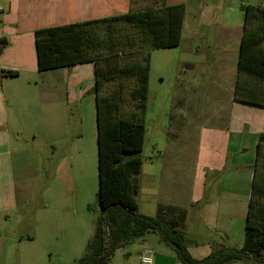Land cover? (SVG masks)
I'll return each mask as SVG.
<instances>
[{"label": "crops", "instance_id": "1", "mask_svg": "<svg viewBox=\"0 0 264 264\" xmlns=\"http://www.w3.org/2000/svg\"><path fill=\"white\" fill-rule=\"evenodd\" d=\"M147 1L154 7L184 6L180 44L188 43L191 69L205 63L203 85L218 105L197 120V114H176L189 117L186 126L175 125L174 133L187 158L168 157L167 147L161 156L143 159L136 198L147 215L168 206L175 209L171 219L181 218L180 209H186L187 220L177 227L187 234L190 255L203 259L213 244L244 245L255 174H264V155L259 157L264 91L254 86L264 81L239 72L246 10L252 27L264 25V0ZM0 5V230L21 213L14 235L23 264L53 257L75 261L85 251L97 216L96 63L40 70L36 31L148 6L146 0H0ZM238 80L246 86L242 93L236 91ZM38 147L44 153L47 147L46 162L36 153ZM177 161L188 169L175 177ZM44 171L49 172L46 183ZM142 193L152 214L141 209ZM133 243L120 248L109 264H143L139 255L145 247L154 250L151 264H185L161 238ZM225 264L259 263L248 256Z\"/></svg>", "mask_w": 264, "mask_h": 264}, {"label": "trees", "instance_id": "2", "mask_svg": "<svg viewBox=\"0 0 264 264\" xmlns=\"http://www.w3.org/2000/svg\"><path fill=\"white\" fill-rule=\"evenodd\" d=\"M183 18V5L152 6L36 31L40 70L72 66L86 61L96 63L94 92L99 149L97 216L84 253L72 264H109L119 248L150 231H157L163 241L172 244L178 259L185 264H225L248 256H252L259 264H264V174L262 175L260 170L255 174L245 243L240 248L222 243L213 244L208 256L195 259L187 250V234L177 227L183 220L182 213L181 218H175L173 215L171 219V214L175 212L171 207H161L156 216L144 214L139 210L136 196L139 192L138 175L143 163L145 114L151 69L150 52L155 48H169L180 44ZM245 18L239 72L264 80V25L252 27L253 18L249 10H246ZM116 21L129 23L136 33H131L130 36L109 34L105 35L104 41L120 44L123 39H127L132 46L143 42L148 43L151 48L145 62L127 64L119 69L118 75H136L138 79L132 93L139 101L140 110L135 111L131 117L117 116V98L102 94L106 82L114 78L115 74L101 68L94 56L86 54L88 47L100 43L101 40L91 38V33L94 34L101 24L109 26ZM6 72L17 74L15 70ZM245 89L246 86L238 80L237 93H242ZM262 154L264 155V150L260 148L259 157ZM88 209H93L91 204Z\"/></svg>", "mask_w": 264, "mask_h": 264}, {"label": "rangeland", "instance_id": "3", "mask_svg": "<svg viewBox=\"0 0 264 264\" xmlns=\"http://www.w3.org/2000/svg\"><path fill=\"white\" fill-rule=\"evenodd\" d=\"M148 2L146 0L145 6L150 5V2ZM131 33L135 34L136 30L124 21H116L109 26L105 23L101 24L96 28L94 34L91 33L90 36L91 38H100L102 40H99L101 44L94 42L95 45L93 44L86 50L87 55H92L98 60L101 68L115 74L114 78L106 82L102 89V94L117 98L118 108L116 115L124 117H131L135 111L140 110L139 101L132 93L133 89L137 86L138 79L136 75H118L119 69L127 64L145 62V57L151 48L148 43L142 42L132 46L127 39H123L120 44H116L115 42L104 41V38L105 35L109 34L130 36ZM187 46V42H182L175 47L155 48L150 52L151 72L148 85V104L145 114V140L142 150V158L144 160L161 156L160 150H165L167 147H170V152L167 153L168 157L177 160L179 158H187V155L182 151L183 143L175 139L177 137H175L174 133L176 126L187 125L189 117L182 116L180 118L176 114L190 112L191 114L198 115L197 120L204 112H214L217 109L218 101L209 92L207 87L203 85L206 75L203 73L206 71V65L202 63L198 69H191L187 59L192 57V53L186 50ZM198 55H206V53ZM254 86L264 91V82L259 81ZM186 143L190 144V141ZM47 152V147H45V153L42 147L36 149V153L43 159V161L41 160L42 162H44ZM41 167L45 168V164L41 163ZM187 169V164L185 166L177 161L174 165L175 177L186 174ZM42 173L44 177L43 182L46 183L49 172L44 171ZM180 187L178 194L182 201L185 192L181 184ZM140 203L141 209L150 211L152 214V210L145 208L146 198L143 193L140 196ZM95 206L97 208V202ZM166 207L168 206H164L163 208ZM180 210L183 211L182 218L186 221L187 210L184 208ZM156 214H152L151 216H156ZM20 215L21 213L11 216L6 226L0 230V264H23L19 260V252L17 251L15 242L17 236L14 235L17 218ZM159 238L160 236L157 231H150L130 241L129 246H132L133 242L137 240L138 242H141V240L153 242L154 240H159ZM119 250L120 248L116 252H120ZM73 262L74 260H59L53 257L36 264H72Z\"/></svg>", "mask_w": 264, "mask_h": 264}, {"label": "built area", "instance_id": "4", "mask_svg": "<svg viewBox=\"0 0 264 264\" xmlns=\"http://www.w3.org/2000/svg\"><path fill=\"white\" fill-rule=\"evenodd\" d=\"M3 10V7L0 5V12ZM154 250L149 247L143 248L141 251L139 258L143 264H151L153 261Z\"/></svg>", "mask_w": 264, "mask_h": 264}]
</instances>
